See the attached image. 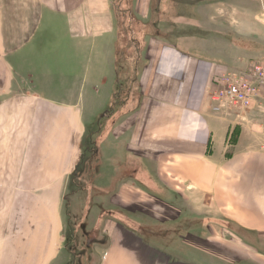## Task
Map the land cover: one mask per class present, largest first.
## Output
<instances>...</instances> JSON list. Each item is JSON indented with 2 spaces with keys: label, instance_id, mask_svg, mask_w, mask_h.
Instances as JSON below:
<instances>
[{
  "label": "crops",
  "instance_id": "obj_1",
  "mask_svg": "<svg viewBox=\"0 0 264 264\" xmlns=\"http://www.w3.org/2000/svg\"><path fill=\"white\" fill-rule=\"evenodd\" d=\"M149 2L135 8L143 21ZM112 8L111 0H0V264H61L64 192L81 157L86 110L101 103L98 89L115 84ZM201 24L189 35L147 38L139 95L127 100L118 134L111 129L115 188L104 209L92 202L104 232L96 264H238L241 248L264 260L263 131L244 111L210 102L219 77L246 71V51L230 49L232 36L229 45L197 34L214 26ZM183 215L208 225L212 251L198 252V237L185 243L200 260L167 254L162 243Z\"/></svg>",
  "mask_w": 264,
  "mask_h": 264
},
{
  "label": "rangeland",
  "instance_id": "obj_2",
  "mask_svg": "<svg viewBox=\"0 0 264 264\" xmlns=\"http://www.w3.org/2000/svg\"><path fill=\"white\" fill-rule=\"evenodd\" d=\"M144 1L146 2V0H111L113 5L112 11L117 15L119 14V19L117 20L121 35L118 44L116 67L117 72H120L118 74V84L122 86L120 87V96L118 94L116 100L119 104L121 101V104L124 105L116 106L109 114L108 110L112 107L110 106V98L115 90V84H108L101 90L98 89L101 103L95 105L96 109L92 111L87 108L86 110L85 121L82 126L80 153L82 155L84 152L87 154L88 152L97 150L99 154L94 162L89 155L86 157L84 164L92 163L93 166L91 165L89 169H86L88 171L84 173L82 180L77 184L72 182V174L75 166L67 183L68 187L64 192L65 200L63 201L64 208L66 206L64 209V220L66 222L64 221L61 228V264H96L97 257L99 259L103 256L100 254L102 252L99 254L97 252L100 251V247L97 248L95 245L100 242L102 243V239L104 238L103 219L97 212H99V208L104 209L106 207L104 197L108 196L111 188H115V184L112 182H115L117 178L114 177L112 180L110 178L112 174H110L111 160L109 154H111V146H114L112 143L115 141L111 140V129L114 130L115 135L118 134L117 125L125 120L126 116L122 114L128 111L126 108L127 100L131 99L128 102L132 103L139 95L136 79L141 67V56L144 47H146L147 38L159 34L160 37L158 36V38L169 40L178 33L183 35L196 33L197 26L198 28L203 26L201 21H206V25H210L211 23L214 26H210V30L205 33L197 32V34L204 35L210 39L218 37L217 35L219 34L229 45L230 41H237L230 45V49L240 52L246 51L241 53V61H246L245 64L248 62L245 69H249L252 63L264 62V0H150L148 6L149 14L146 20L143 21L135 8L140 2L143 4ZM151 14H155L157 23H160L159 29L151 25L148 26L147 22H149ZM132 20L140 24L136 22L131 23ZM143 24L145 25V29L139 30V28L143 27ZM231 36L233 40H231ZM115 39L116 35L112 38L110 47V61L112 63L116 55ZM238 43L241 45L239 46ZM243 43H247V46L245 47ZM244 53L253 55H247V58ZM239 65L241 64L239 63ZM240 69L243 70L242 66ZM241 70L239 72L242 73ZM239 72L237 71V73L231 74L239 75L241 74ZM108 77L110 79L113 78L114 82L115 72L110 71ZM126 95L127 98L125 99ZM131 103L129 105L133 106ZM261 108L260 110L256 108L252 111H249L250 109L238 110L244 111L246 123L252 124L256 130L263 131L259 135L264 138V103H262ZM113 115L116 118L115 120L111 118ZM251 130L254 131L253 129ZM234 141L235 136L233 132L230 134L227 142L231 145ZM119 170L120 172L118 173L123 175L120 179L125 180L124 176L128 174V168L124 165ZM101 180L103 183H99ZM97 197L99 201L98 205H96L98 206L96 212L94 203L92 204V202ZM0 206H2L1 201ZM93 210L96 213L95 215H93ZM198 210L203 209L199 208ZM198 217L199 223L206 221L208 218L205 215ZM195 219L192 215H183L181 217L182 224L175 223L176 227H165L166 238L162 243L167 245L166 251H169L167 254L172 253L178 256V252H180L181 258L184 260H200L202 258L201 254L194 255V250L197 251V249L189 248L185 245V243L189 244L191 240L194 241V238L197 237L198 241L195 242L200 248H198V252L204 248L209 251L213 250L212 244L209 246L207 243L208 240H206L208 234H210L207 230L208 225L197 224L194 222ZM155 228H157V225L152 227V229ZM196 229L198 230L196 231ZM243 234L250 241L254 240V237L249 233ZM99 236H103L102 239L99 240ZM155 237H158L157 234ZM169 238L178 240V242H171L175 248L168 247L170 245ZM179 239L182 245L181 248L177 247ZM262 243L264 244V242ZM231 249L233 250V248ZM241 249L245 251L246 260L238 264H264V260H260L253 250L247 248ZM177 250L180 251L177 252ZM262 250H264V246Z\"/></svg>",
  "mask_w": 264,
  "mask_h": 264
},
{
  "label": "built area",
  "instance_id": "obj_3",
  "mask_svg": "<svg viewBox=\"0 0 264 264\" xmlns=\"http://www.w3.org/2000/svg\"><path fill=\"white\" fill-rule=\"evenodd\" d=\"M264 102V62L252 63L239 75L226 73L219 77L217 87L210 94V102L220 111L252 109ZM258 106H260L258 104Z\"/></svg>",
  "mask_w": 264,
  "mask_h": 264
},
{
  "label": "trees",
  "instance_id": "obj_4",
  "mask_svg": "<svg viewBox=\"0 0 264 264\" xmlns=\"http://www.w3.org/2000/svg\"><path fill=\"white\" fill-rule=\"evenodd\" d=\"M113 15H114V18H115L116 32H117L116 55H115V79L116 80H115V90L113 91L112 96L110 98V106H112V107H111V109L108 110L109 111V114L111 113V110L114 109L116 106H120V105L123 106L124 105V104H121V101H120V104H119L118 101L116 100L117 99V95L119 94V96H120V93L119 92L121 90L120 87L122 86V85L120 86L118 84L119 83V81H118V74L120 72H117V67H116V59H117V55H118V44H119V38H121V35L119 33L120 30L118 28V20H117V19H119V14L117 15L116 13L113 12ZM154 19H155V21H154ZM132 22H136L137 24H140L139 22H137L135 20H132L131 23ZM157 22L158 21L156 20L155 14H151L150 20H149V22H147V24H148V26L151 25V26L159 29L158 28V25L159 24ZM144 29H145V25L143 24V27L139 28V30H144ZM129 42H131V41H129ZM136 49L138 50V48H136ZM126 98H127V95L125 96V99ZM123 102H125V101H123ZM98 154H99V152L97 150L96 151L93 150L91 152H88L87 154H86V152H84L81 155V158H80L79 162L77 163V165L75 167V170L73 171V174H72V182L74 184H77L80 180L83 179V175H84V173H86L88 171L86 169L87 168L89 169V166H91V165L93 166L92 163L84 164V162L86 160V157L89 155L92 158L91 160L94 162L96 160V158L98 157ZM87 161H89V160L87 159ZM83 166H84V170H83Z\"/></svg>",
  "mask_w": 264,
  "mask_h": 264
},
{
  "label": "bare ground",
  "instance_id": "obj_5",
  "mask_svg": "<svg viewBox=\"0 0 264 264\" xmlns=\"http://www.w3.org/2000/svg\"><path fill=\"white\" fill-rule=\"evenodd\" d=\"M264 103V102H263Z\"/></svg>",
  "mask_w": 264,
  "mask_h": 264
}]
</instances>
